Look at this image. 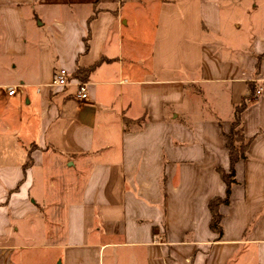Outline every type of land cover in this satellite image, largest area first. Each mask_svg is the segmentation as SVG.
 <instances>
[{"label": "crops", "instance_id": "crops-1", "mask_svg": "<svg viewBox=\"0 0 264 264\" xmlns=\"http://www.w3.org/2000/svg\"><path fill=\"white\" fill-rule=\"evenodd\" d=\"M0 264H264V0H0Z\"/></svg>", "mask_w": 264, "mask_h": 264}, {"label": "trees", "instance_id": "trees-1", "mask_svg": "<svg viewBox=\"0 0 264 264\" xmlns=\"http://www.w3.org/2000/svg\"><path fill=\"white\" fill-rule=\"evenodd\" d=\"M93 66L88 68H78L71 77H77L80 80H85ZM249 94H254V87L252 83H248ZM249 101L243 99L241 103L235 106L233 120L231 122L230 131L225 134L226 144L228 148L229 166L228 169H224L217 166V170L220 173L221 178L225 182V195L213 196L209 199L208 206L211 212V218L209 225L212 229H215L219 235L222 233L220 225L221 212L219 206L221 203L229 202V194L231 184L235 181V164L240 158L246 157V150L249 144V139H246L243 134V124L241 119V112L245 109Z\"/></svg>", "mask_w": 264, "mask_h": 264}, {"label": "built area", "instance_id": "built-area-1", "mask_svg": "<svg viewBox=\"0 0 264 264\" xmlns=\"http://www.w3.org/2000/svg\"><path fill=\"white\" fill-rule=\"evenodd\" d=\"M71 82L70 74L67 70L60 68L53 73L51 85L55 87H64ZM77 91L76 98L80 101H85L88 99V87L87 83L83 81H76L75 83ZM16 92L15 86L8 90L9 95H13ZM261 93V87L255 90V95L258 96Z\"/></svg>", "mask_w": 264, "mask_h": 264}]
</instances>
